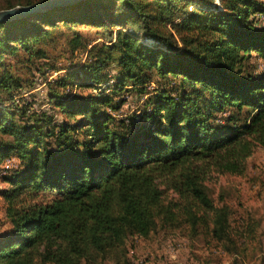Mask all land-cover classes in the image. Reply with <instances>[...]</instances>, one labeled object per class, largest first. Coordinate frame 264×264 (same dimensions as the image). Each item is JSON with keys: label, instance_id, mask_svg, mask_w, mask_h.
I'll list each match as a JSON object with an SVG mask.
<instances>
[{"label": "trees", "instance_id": "16d2710c", "mask_svg": "<svg viewBox=\"0 0 264 264\" xmlns=\"http://www.w3.org/2000/svg\"><path fill=\"white\" fill-rule=\"evenodd\" d=\"M4 1L0 10L47 0ZM121 1L120 11L128 12L122 24L132 30L118 29L111 44L99 45L120 53L116 62L124 74L116 89L127 79L144 86L155 74L178 77L182 93L158 91L153 111L145 114L150 122L138 129L110 125V114L96 107L110 100L105 93L56 99L64 119L45 113L37 119L53 120L54 128L21 123L1 107L0 164L17 154L22 166L3 177L10 187L0 189L10 223L0 235V264L128 263V237H149L159 220L207 221L214 211L215 235L235 248L227 207L214 206L205 181L213 173L245 174L248 159L264 148V73L245 77L235 67L240 51L264 55V29L250 20L264 4L221 0L223 9H216L215 0ZM195 3L203 8L191 12ZM111 6L82 0L0 22V93L13 100L21 85L7 68L6 53L17 49L13 42L32 51L47 32L41 22L54 26L57 17L109 28ZM165 13L187 15L178 25L197 28V35L179 40L164 28ZM140 34L156 43H145ZM97 60L59 77L58 84L79 72L91 78L85 85L100 83L106 59ZM225 109L221 122L211 123L212 112ZM167 190L176 198L165 201Z\"/></svg>", "mask_w": 264, "mask_h": 264}, {"label": "rangeland", "instance_id": "374dc122", "mask_svg": "<svg viewBox=\"0 0 264 264\" xmlns=\"http://www.w3.org/2000/svg\"><path fill=\"white\" fill-rule=\"evenodd\" d=\"M255 1L264 4V0ZM106 2L112 5L110 16L106 15L109 28L80 20L66 22L57 17V24L54 26L41 22L47 32L38 39L39 44L35 45L32 51L17 41L13 42L17 49L6 53L7 68L19 79L21 85L13 90L15 93L13 100L10 99L9 92L0 93V98L4 99L0 109L3 107L13 110L14 119L21 123L30 119L32 123L54 128V121L64 119L60 108L54 104L56 99L105 93L109 95L110 100L96 107L110 114V125L116 129L128 127L138 129L150 122L145 114L153 111L155 99L152 97L158 91L166 89L174 97L182 93L183 88L178 77H169L165 80L155 74L144 86L136 87L133 81L127 79L126 87L116 89L118 81L123 79L124 74L116 62V57L120 53L101 49L99 45L111 44L118 29L131 31L132 27L122 24L123 20L127 21L128 12L120 11L121 0ZM2 5H5L4 0H0V6ZM213 7L223 9L222 1L215 0ZM201 8H203L201 3L189 5L191 12L199 11ZM153 12L157 13V10ZM180 15L165 13L164 28L172 31L179 40L182 36H196L197 28L179 27L178 23L187 16ZM250 20L256 27L264 29V12L251 13ZM108 30H112L114 35L111 36ZM139 38L151 46L156 43L153 38L143 34H140ZM240 53L243 58L236 63V71H241V75L245 77L250 73L259 77L264 73L263 54L256 50H252L250 55L248 52ZM100 57L106 59L105 62H100L106 63L100 73V83L85 85L91 78L79 72L67 85L58 84L59 77L69 71H81L85 63H97ZM43 113L47 117L53 115L54 121L47 123L37 120ZM212 113L210 121L217 124L229 111L225 109ZM46 139L54 143L53 138ZM19 166H22V160L17 154H12L0 164V189L10 187L3 177ZM205 187L217 209L227 207L229 231L235 241V248L230 241L215 235L214 211L210 213L207 221L192 223L179 218L177 221L164 223L159 220L149 237L138 235L128 237L126 248L129 262L123 264H263L264 148H257L248 159L245 174L213 173L205 181ZM176 196L173 191L167 190L165 201ZM6 208L7 202L0 195V235L10 229ZM98 264L117 263L107 260Z\"/></svg>", "mask_w": 264, "mask_h": 264}, {"label": "water", "instance_id": "95a60500", "mask_svg": "<svg viewBox=\"0 0 264 264\" xmlns=\"http://www.w3.org/2000/svg\"><path fill=\"white\" fill-rule=\"evenodd\" d=\"M82 0H47L32 5L16 6L0 10V22L17 19L35 11H41L57 5H67Z\"/></svg>", "mask_w": 264, "mask_h": 264}]
</instances>
